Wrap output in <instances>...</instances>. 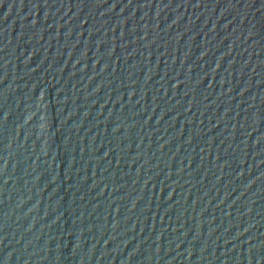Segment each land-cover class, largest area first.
Listing matches in <instances>:
<instances>
[{
    "label": "water",
    "instance_id": "obj_1",
    "mask_svg": "<svg viewBox=\"0 0 264 264\" xmlns=\"http://www.w3.org/2000/svg\"><path fill=\"white\" fill-rule=\"evenodd\" d=\"M0 264H264V0H0Z\"/></svg>",
    "mask_w": 264,
    "mask_h": 264
}]
</instances>
